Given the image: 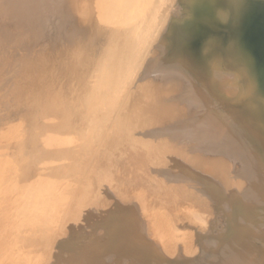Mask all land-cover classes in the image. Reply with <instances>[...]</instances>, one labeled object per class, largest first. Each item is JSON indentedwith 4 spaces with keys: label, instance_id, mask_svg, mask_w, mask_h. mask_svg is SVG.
Wrapping results in <instances>:
<instances>
[{
    "label": "bare ground",
    "instance_id": "6f19581e",
    "mask_svg": "<svg viewBox=\"0 0 264 264\" xmlns=\"http://www.w3.org/2000/svg\"><path fill=\"white\" fill-rule=\"evenodd\" d=\"M75 1H78V3L82 4V2L85 3L87 0H0V13L5 15V17H10L14 24H18V27H21L19 28L22 30L21 33H23L27 39L29 38L30 40L31 50H29L27 57L22 60L19 59V63L21 64L22 68L21 70L24 71L26 76L34 74L41 76L42 79L45 78L47 80L48 89L46 88V96L41 97V101L39 100L40 104H42L41 109L45 114V121L41 126L45 130L44 141L46 145L44 146L43 153L38 155L36 160L39 162L42 158L41 169L44 173L46 172L44 175H48V171H50L49 173L51 174L52 171L54 172L60 169L62 170L61 172H63L62 175L64 176V174H67L66 170H69L72 173V178H75L78 182L77 185H80L76 198L75 216L77 217L79 223H81L80 229L82 233L81 235L79 234L77 238L73 240L70 239L68 242H66V244L71 245L74 250L81 249L83 254L86 253L85 263L79 259L76 260L74 256L69 255L66 251V244H63L61 247H57L56 249L52 250V243H54L58 235L57 227H54L53 231L51 232L46 231V233H44L46 236L43 234L40 237H43L42 240H39L40 238L36 240V242L32 239L29 240V242L34 241L31 244L28 242L29 245H34L33 251H30L28 246H19L17 249L15 248L14 253H10V257L8 260L5 259L4 263L122 264V261L125 260L126 256L130 257L134 263H136V260H141V255L144 256H142V264L193 263L195 260L193 257L195 255L194 251H197L196 254L199 252L198 249L196 250V246H190L192 243L190 244L189 241L191 240L190 238L192 235L189 239L185 237L188 239V243H183L182 246L180 245L181 248L177 251L178 257L175 259L171 258V255H175L174 251L176 252V248L172 251L173 253H171V257H169L171 243L173 245V243H175L173 241L177 240H175L174 235L171 234V215L169 217L168 211H159L160 213L155 211V214H158L159 218V220L156 219V225L158 227V229H156L158 230L157 232H160L161 236L165 235L167 232L165 237H160V241V239L155 238L156 234L153 229H151L152 226L148 216L142 214L138 206L127 205V198L124 197L127 195H124L123 198H119L120 200L117 198L116 201L114 200L115 202L111 199L109 200L111 204H109L108 199H104L105 192L100 189V186L102 185V189L104 187L110 189L109 186H113L114 188L117 175H120L119 173L114 174L116 175V178L114 177L116 179L114 182L113 173L115 169L113 170V167L115 166V163H117L116 161L119 163V161L123 162L128 159V163L123 162L125 165L127 164L128 168L130 165L129 157L131 156V159L139 163L141 168L146 169L147 166H150L149 157L152 158V155H155L156 158H160L161 161L163 160L162 162L164 163V167L161 169V171L158 170V172L164 173L165 176H170L172 179H175L178 177V175H194L195 177L199 176V178L204 181V188L197 190L195 188L194 192L195 194L198 193L199 197L197 198L201 199V202H199L200 200L197 201L200 204L203 203L206 208V215L204 216L203 214L205 213L202 211L203 206L199 204V206H202L198 207L203 212V219L206 222L204 221L205 223L203 222L202 224L198 222L199 226H197L199 230H201L198 240L201 241L200 237L206 236V243L204 246L205 248H200L199 245V250H201L202 254H204L205 263L264 264V0H177V2L171 0L172 2L169 1L166 6H168L169 9L171 6H173V8H171L173 11L164 9L166 0L165 2L162 1L161 3L159 0H102L99 3L100 5L99 8H97V11H93V9H86L85 11L83 7H81V12H79L80 15L77 13L78 10ZM158 2L161 4V6H164L159 8ZM163 2L164 4H162ZM38 11H42L44 15L37 16L36 13H38ZM139 14H141V17H139ZM174 20L176 21L173 22ZM64 31L67 34V37H64L65 43H68L66 41L72 39L71 37H75L76 40L74 41L73 46L78 48L79 53L77 50V57L75 56V59L72 58L69 63H65L63 61L65 65L69 64L68 66L64 67L67 71L68 69L70 71L66 72L64 70L63 73L60 72L59 75H56L55 68L58 67L59 64L56 63L54 65H48L50 57L47 53L45 56L42 53V50H47L49 44H46V42H51V46L53 48V46L57 44L56 42L53 45V42L61 39L58 36L64 34ZM59 32L61 34H59ZM88 34L89 36L87 39L83 40ZM56 36L57 38L55 40L54 38ZM63 36H65V34ZM53 39L55 41H53ZM61 42L58 41V44H61ZM8 43L9 39L3 38L1 49H8V47L11 46V44ZM61 45L65 46L63 43ZM152 45V57H149L151 60H146L148 53L150 54L149 50L151 49ZM14 46H17L18 48L20 47L16 43ZM51 46L49 45L50 48ZM35 48H38L37 51ZM60 48L61 47H59V49ZM53 49H57V47ZM39 50L40 52H38ZM65 50L67 49L65 48ZM53 53L54 52H52V54ZM52 58L53 57H51V59ZM16 62H18L17 58ZM8 63H10V61L6 58L3 60L0 59V68L4 67V65ZM41 66H46L48 70L44 67L42 70ZM144 66L146 69L155 68L157 72L156 76L158 77L157 82L161 80L158 82V84L160 83V86H158L159 94H157L155 90L156 97L153 96L152 93V97L149 95L150 91L149 88H147L148 85H143L144 91L136 86L145 83V79H141L140 84L136 83V78L138 77L137 74L141 72L142 69L144 74L145 72L148 74L147 71L150 73V70H145ZM124 69L126 73H124L123 78L120 79L116 77L117 74H114L115 71H122ZM151 73L153 74L155 72H152L151 70ZM139 74L141 76H145L144 74ZM147 76H149V74ZM150 79L152 80V78ZM59 80H63V83H65L68 87L67 90L59 89V85H57ZM21 81L23 82L22 79ZM28 85H26V90H29L33 93L35 89H31V87ZM30 85L32 86V80ZM129 86V89H131L129 91L130 94L128 92L129 95L127 93L122 95L120 90L122 91L125 87L128 88ZM165 89L167 91L165 92L167 96L163 93ZM70 93H72L73 97L79 101H85L89 97L90 100L92 99L91 102L89 100L91 105L87 106H90L87 108V110H89L88 114H85L87 111L84 110L85 107H83L84 109L81 108L82 111H85H83L84 116L81 117V120H78L82 124L74 127V121L73 125L71 124V126H73L72 129H70L68 121L71 117L70 113H73L76 108L70 107L65 99V97H69ZM143 93H145L144 95H147V97H145ZM161 94L164 95L162 96L165 97V99L161 96ZM158 95H160L158 99L162 98L163 100L159 103V105H155V103L159 102L157 99ZM138 100H141V102H138ZM84 101L82 102L84 103ZM94 101L99 102L94 103ZM74 102L76 103V101ZM104 102L108 104V108L106 107L107 110L105 109V111L106 113H109L107 114L109 115V120L111 119L110 117H114L113 119H115V117L118 118L117 113L122 112V121L119 122L129 126V124H131L133 121L136 122L138 120L137 116H145V121H141L144 122L143 126L148 128L146 135H144L145 137H142L141 135L144 134V131L146 132L144 128V131L140 133L142 138L139 136V132H137V137H140L141 139L139 138L140 140H137V143L135 144L134 141L137 138H135L136 134L133 137L135 129L132 128V131L134 132H132V137H129L133 139L135 138L134 141L133 139L130 140L129 137V139L127 138L129 135H126L128 130L124 132L127 139L121 141V138H125L124 134L121 138H119L120 132L118 133V131H120V128L118 129V126L120 125L121 127L122 124L119 123L118 120L121 118H118L117 121H114L119 123L118 126L116 125L117 128L115 127V129L112 130V127L109 124L108 126L111 127H109V129L112 131H109L108 128L106 130V122H104L106 118L104 117L105 119L102 121L101 114H99L101 115L99 118L95 114H92V112H96V110L102 111L105 105L103 104ZM35 104H37V102H35L34 105H30L34 107ZM160 104L161 107H163V110L161 108V112L158 113L159 110L156 109L159 108L156 107L160 106ZM82 105L83 104H81V106ZM237 105L249 107L248 109L253 112L252 114L254 120L258 121V123L261 125V127L258 129L259 131L252 132L251 129L243 128L241 125H238L239 123L234 118L232 120L225 118L226 116L223 114L228 113L229 115L231 114L232 110L236 111V108H238ZM37 106L38 105L35 107ZM76 106L78 108V105ZM81 109L79 111H81ZM244 109L240 112L243 111L247 114L248 112L246 109ZM83 112L81 114H83ZM33 113L34 111L29 109L28 114L30 121H32ZM38 113L40 112L38 111ZM114 113L116 116H113ZM151 114H154L155 117H151ZM79 116L82 115L78 114V117ZM133 116L136 117L133 118ZM135 118L136 120H134ZM9 120H11V118ZM59 120L61 123L57 124ZM130 120L133 121L131 122ZM12 122L10 123L12 124ZM138 123L139 122H136V124ZM6 124L5 126L9 127L11 132H13L15 124L12 128L11 125ZM18 124L16 125L18 126ZM112 124L114 123L112 122L111 125ZM134 124L135 123L131 124L132 127ZM98 126H102L103 128H99ZM123 126L124 125H122V127ZM22 127L23 122L21 128ZM31 127L32 125L30 128ZM139 127L140 125L138 128ZM30 128L29 130L27 128L28 134ZM123 128L127 129L125 126ZM0 129L2 132V128ZM3 131L5 132L7 129H4ZM1 132L0 156L2 154V148L4 145L3 138L10 135L11 133L7 131L6 135H2ZM38 132L33 131L30 141H34L41 137ZM122 132L123 130L121 133ZM13 133L18 134V132ZM19 135H21V139L24 136H27L24 135L22 137L21 133ZM55 135L58 136V140L53 141L52 138H54ZM129 140V144L122 146L121 142L127 141L128 143ZM23 141L25 142V140ZM23 141L17 142H21L23 144ZM132 141L134 144H131ZM11 144L15 145L17 143ZM149 144H154L155 152H150L153 150L151 149L153 146L150 147ZM183 144L186 145V148H182ZM105 146L109 147V149L107 147L106 149ZM29 147L27 149L30 151ZM125 147H129L127 150H130L125 151V153L130 152L131 154L129 157V153L126 155V160L123 159L125 154L121 156L119 155L121 152H123V150L119 154L116 153L119 148L124 149ZM8 148L11 149L12 147ZM21 148L24 149L23 147ZM12 149L10 152H12ZM109 150L110 152L108 153ZM13 151L15 153V150ZM24 152L26 153V151ZM24 152H22L23 155ZM8 153L9 152H7V154ZM2 157H4V155ZM126 157L124 156V158ZM10 158L12 159V157ZM121 158L123 160H121ZM15 159L17 161V158ZM21 159L22 158H20V160ZM20 163L21 162L19 161V164ZM123 163H119V166L122 167ZM160 164L162 163L160 162ZM5 165H7V163H5ZM18 165L16 164L15 166ZM22 165L23 164H21V166ZM137 165L138 164H136V166ZM155 165L158 166L159 164L156 163ZM62 166H64L65 169H61L60 167ZM160 166L161 165L158 167ZM22 167H24V165ZM8 169L9 167L6 170ZM120 169L121 168L119 167V169L117 168L116 171ZM124 169L125 168H123V170ZM143 169H141V171ZM128 170H131V168ZM20 171L18 172V175L21 173ZM2 172L4 173V170ZM10 172L11 171L9 170V173ZM16 174L17 173H15V175ZM125 174H127V171ZM127 175H122L121 171V176L124 178L126 176L125 179H129ZM154 175L156 174L154 173ZM90 176H94L96 180L99 181V184L103 182L108 186H104V184L97 185L96 182V186L99 187V189L95 188V186L92 187L90 184L92 181L90 183L88 182ZM4 177L1 179H4ZM8 177H12L11 174ZM15 177L17 178V176ZM39 177L40 174L37 176L35 181L34 178H32L31 184L34 181V187H36L37 183H41V179H39ZM154 177L156 178V176ZM154 177L150 179V184L153 182L152 179H154ZM159 177L160 176H158V178ZM56 179L57 178H55V180ZM120 179H122V177L119 178V180ZM24 180V182H26L28 185L30 184V177L28 175H26ZM93 180L95 181V179ZM141 181V183H144L143 180ZM169 181H171V179H169ZM193 181H195V179ZM119 182L123 183V180H120ZM161 182L163 184L162 180ZM132 183L135 185L133 180ZM149 183L148 181H145V184L148 185ZM126 184L127 183L124 185ZM4 185L6 186L5 183ZM119 185L122 186V184ZM170 185L167 186L170 188L172 185L175 186L174 184ZM198 186L199 185H197V187ZM2 187L0 188V191L3 189ZM7 187L10 186L8 185L6 188ZM131 187H133L132 184ZM135 187L136 190H138L137 187H139V185L137 184ZM168 187L166 188L169 189L170 192L173 191L174 188L170 189ZM40 188H42L43 191L45 190L43 187ZM113 188L111 190H113ZM163 188L165 189V187ZM163 188L160 189L162 190ZM127 189L129 190V187ZM131 189L129 191H131ZM153 189L154 188H152V190ZM76 190L74 189V191ZM145 190L146 189H143L142 191L145 192ZM133 191L134 193L130 192V194L133 193L134 195L135 193H138L135 190ZM18 192L15 195H17ZM164 192L166 193V189L163 191V193ZM159 193H161V191ZM112 194H109V196ZM171 194L173 197L172 192ZM0 195L2 194L0 193ZM119 195H121V193H119ZM151 195H154L153 192ZM163 195L165 198L170 194L166 193ZM69 196L70 194L68 192L63 198H60V200L62 202L66 201L67 203ZM183 198L189 199L188 197ZM23 200H18V202L22 201L21 203H23ZM149 200H151L150 197ZM185 200L183 201L185 202ZM194 200L195 197L192 201H186H189L190 204H192ZM112 201L115 204L113 203L112 205ZM2 203L3 202H1V204ZM12 203L13 202H11V206ZM165 203H167V201ZM195 203L196 202H194L193 205L196 209L197 205L195 206ZM190 204L188 207L191 206ZM170 205L173 207L175 206L172 203ZM18 206L20 207V205ZM179 207L177 209L180 210L181 208ZM15 208L16 207H12L11 209ZM194 208H192V210H194ZM174 210L176 211V209ZM200 210H197V213H199ZM2 212L4 214L3 210ZM184 213L188 215L186 210ZM197 213L195 211L193 214L195 215ZM3 214L1 213L0 216H4L2 217L4 220L6 215ZM36 214L37 213H35V215ZM196 216L198 217L199 215L197 214ZM204 217H206V219ZM190 219L191 218L189 217V220ZM188 222L190 223V221ZM1 223L4 224V222ZM76 224L73 225V230L75 229L74 226ZM194 225L196 226V224ZM68 226L70 227V225H67V227ZM9 227L8 230L5 229V231L1 226L0 229L6 232L9 231ZM69 227L68 230L71 229V227ZM153 227H156L155 224ZM186 227H188L187 223ZM24 229H26V226ZM181 231L183 230L181 229ZM189 232H187L188 236ZM4 235L8 236L7 233ZM4 235H0V242L3 241L1 240V236ZM183 235L184 234L182 232V236ZM10 236H8L7 241ZM193 237L195 238V235ZM28 238L29 237L26 236V240ZM182 240L184 241L183 237ZM8 242H5L4 240L3 243ZM56 243L57 242H55V244ZM5 245L2 246L6 248ZM1 248L3 247L0 246V251L4 249L3 251L6 252L8 250ZM141 248H144V251L140 250ZM187 248L189 250L193 248V252H191L193 256L183 255V253L188 250ZM189 250L187 254H189ZM3 255L5 254L3 253ZM34 255L39 256L37 259H35L37 256L34 257ZM1 256L2 255L0 253V257ZM130 263L134 264L132 261Z\"/></svg>",
    "mask_w": 264,
    "mask_h": 264
},
{
    "label": "rangeland",
    "instance_id": "374dc122",
    "mask_svg": "<svg viewBox=\"0 0 264 264\" xmlns=\"http://www.w3.org/2000/svg\"><path fill=\"white\" fill-rule=\"evenodd\" d=\"M89 1V2H88ZM102 0H87L85 3L84 2H82V4L81 3H78V1L76 2V6H77V13H78V15H80L79 14V12H81V10H80V8L81 7H83V9L86 11V9H88V10H92L93 9V11L95 10V11H97V8H99V3L101 2ZM162 1H164L165 2V0H159V2L161 3ZM169 1H171V0H166V4H165V7H164V9H168V10H172L171 8H173V6H171V8L169 9L168 8V6H166L167 5V3H169ZM173 1H175V2H177V0H173ZM159 2H158V6H159V8L161 7H163L164 5H162L161 6V4H159ZM164 2L162 3V4H164ZM172 2V1H171ZM171 2H170V4H171ZM173 4V3H172ZM78 5H79V8H78ZM83 5V6H82ZM96 7V8H95ZM40 9H42V8H40ZM173 11V10H172ZM168 12V11H167ZM166 12V13H167ZM45 13V12H44ZM37 14V16H42V15H44L43 14V12L41 11V12H39L38 11V13H36ZM2 14L0 13V59H7V60H9L10 61V63H8V64H6V65H4V67H1L0 68V128H2V132H1V134L3 135H6L7 134V131L10 133L11 132V129H9V127H6L5 126V124L6 125H11V128L13 127V125L15 124V128L13 129V132H18V134L16 135V134H14L13 132H11L10 133V135H8V136H6V137H4L3 138V143H4V145H3V148H2V154H1V158H0V188L4 185V183L6 184V186H10L11 187V185H12V187L10 188V187H7L8 189H9V191H8V189L6 188V186L4 185L2 188L3 189H1V191H0V193L2 194V195H0V196H2V197H0V209H2L3 211H4V214L6 215V217L4 218V220H3V218L2 217H4V216H0V219H1V221H0V226L4 229V231H5V229H7L8 230V227H9V231H6V232H4L3 230H1V232H0V235L2 234V235H4V234H8V236H10L9 237V239H8V241H7V238H8V236L7 235H4V236H1V240H3L2 242H0L1 244H0V246L1 247H3V248H5L4 246H2V245H5L6 246V248L5 249H8L6 252H4L3 250V248H1V249H3V250H1L0 251V253H1V257H0V264H5L4 263V261H5V259L6 260H8V258L10 257V253L12 254V253H14L15 252V248L17 249L19 246H24L25 245V247L26 246H28L29 247V249H30V251H33L34 250V245H29V244H31V243H33L34 241H32V242H29V240H35V242H36V240H38L44 233H46V231L47 232H51V231H53V229H54V227H57V233H58V235H57V237H56V239H55V241H54V243H52V250H54V249H56L57 247H61L63 244L65 245L66 244V242H68L70 239L71 240H73V239H75V238H77L78 237V235L80 234L81 235V233H82V231H81V229H80V227H81V223H79V221L77 220V217L75 216V211H76V198H77V195H78V192H79V188H80V185L78 186L77 184H78V182L76 181V179L75 178H72V173L69 171V170H66V173L68 174H64V176L62 175V173L63 172H61L62 170H57V169H55V170H57V171H52L51 172V174L49 173L50 171H48V175H44L45 173L42 171V158L40 159V161L38 162L37 160H36V158H37V156L38 155H41V153H43V149H44V146L46 145V143H45V141H44V139H45V130H44V128L41 126V125H43V123H44V121H45V114H44V112H43V110L41 109V105L42 104H40V101H41V97H44V96H46V88L48 89V84H47V80L45 79V78H43L42 79V77L41 76H38V75H34V74H31V75H25L24 74V71L23 70H21L22 68H21V64L19 63V59H25L26 57H27V54H28V52H29V50H31V48H30V40H29V38L27 39V37L23 34V33H21L22 32V30H20L19 28H21V27H18L19 25L18 24H14L13 23V20L10 18V17H8V16H6L5 17V15H2ZM139 17H141V14H139ZM177 20V19H176ZM176 20H174L173 22H175ZM173 22H172V24H173ZM4 24V25H3ZM6 26V27H5ZM173 26V25H172ZM9 27V28H8ZM62 32V31H61ZM64 34H65V36H63L64 34H61L60 32H59V34H61V35H59L58 37L59 38H61V39H58V40H56V38H57V36L53 39V41H55V42H53V45L57 42V44H58V41L59 42H61V44L63 43L65 46H63V45H61V44H55L54 46H53V48H56L57 47V49H53L52 48V46H51V42L49 43V42H46V44L48 43L50 46H51V48H52V50H57L56 52L55 51H52L51 50V48L49 47V45H48V48H47V50L45 49V51L44 50H42V53L46 56V53L48 54V56L50 57V59H49V61H48V65H54V64H56V63H58L59 65H58V67H56L55 68V74L56 75H59L60 74V72H64V70L66 71V72H68V71H70L69 69H68V71L65 69V67L66 66H68V65H65V63L66 62H70V60L73 58V59H75L76 57H77V53H76V51L78 50V48L76 47L75 48V46H73V43H74V41L76 40L75 39V37L73 38V37H71L72 39H74V40H72V39H70L69 41H66V42H68V43H65V40H64V37H67V34H66V32L64 31L63 32ZM3 35H5V36H3ZM23 36V37H22ZM89 36V34L88 35H86L85 36V38L83 39V40H85V39H87V37ZM18 37V38H17ZM22 37V38H21ZM62 37H63V40H62ZM3 38H5V39H9V43L11 44V46H9L8 47V49H5V48H2L1 49V45H2V39ZM16 39V40H15ZM12 42V43H11ZM16 44H18L20 47L18 48L17 46H14V44L15 43ZM8 43V44H9ZM29 44V45H28ZM43 45V44H42ZM68 45V46H67ZM40 47V46H39ZM43 47V46H42ZM59 47H61L60 49H59ZM63 47H65L67 50H65V48H63ZM36 49V51H37V49L38 48H35ZM76 49V50H75ZM153 49V45H152V47H151V49L149 50V52H150V54H151V56H150V54L148 53V56L146 57V60L148 59V60H151L150 58L152 57V52H151V50ZM63 51V52H62ZM153 51V50H152ZM27 52V53H26ZM38 52H40V50L38 51ZM37 52V53H38ZM52 52H54L53 54H52ZM60 54H59V53ZM61 52H62V54H61ZM69 52V53H68ZM78 53H79V50H78ZM52 54V55H51ZM55 54V55H54ZM59 54V55H58ZM66 54V55H65ZM57 56H58V58H57ZM60 56V57H59ZM70 56H72V57H70ZM76 56V57H75ZM51 57H53L52 59H51ZM150 57V58H149ZM16 58L18 59V62H16ZM61 61H60V60ZM44 60V59H43ZM53 60V61H52ZM57 60V61H56ZM68 60V61H67ZM54 61H56V62H54ZM65 63H64V62ZM24 62H26V61H24ZM19 63V64H18ZM62 63V64H61ZM145 63H146V61H145ZM8 65V66H7ZM61 65V66H60ZM16 66V67H15ZM18 66V67H17ZM65 66V67H64ZM42 67V70H43V67L45 68V69H47L48 70V68H46V66H41ZM145 67V66H144ZM231 69V68H230ZM145 70H150V73H149V71H147L148 72V74H149V76H147L148 74L145 72ZM145 70H144V72H145V74L143 73V69H142V71L141 72H139V73H143L145 76H141L139 73L137 74L138 75V77H137V75H136V83L137 84H140V81H141V79H145L144 80V82L145 83H142V84H140V85H142V86H140V85H136V83H135V85L138 87V88H140V89H142L143 91H144V84H146V85H148L147 86V88H149V91H150V93L148 92V91H146V92H148L149 93V95H151V93L153 94V96H155V94H156V92H157V94H159L158 92H159V88H158V86H160V83L158 84V82H160L161 80H159L158 82H157V79H158V77L156 76V70H155V68L154 69H152V68H150V69H146V67H145ZM151 70H152V72L154 71L155 73H151ZM229 71V70H228ZM124 73H126V71H125V69L124 70H122V71H115V73L114 74H117L116 75V77H118V78H123V76H124ZM16 74V75H15ZM142 74V75H143ZM147 74V75H146ZM140 75V76H139ZM25 76H26V78H25ZM155 76V77H154ZM23 77V78H22ZM139 77H141V78H139ZM144 77H146V78H144ZM152 78V80L150 79V78ZM154 77V78H153ZM28 78V79H27ZM36 78V79H35ZM148 78V79H147ZM21 79L23 80V82L21 81ZM140 79V80H139ZM149 79H150V82H149ZM31 80H32V86L30 85V82H31ZM138 80V81H137ZM42 81H44V82H42ZM99 81H100V79H99ZM147 81V82H146ZM59 83L57 84V85H59V89L60 90H67V86H66V84L65 83H63V80H59L58 81ZM156 82H157V84H156ZM19 83V84H18ZM22 84V85H21ZM24 84V85H23ZM29 84V85H28ZM93 84V83H92ZM26 85H28V86H30L31 87V89H35V91L32 93V92H30L29 90H26L27 89V86ZM144 85V86H143ZM140 86V87H139ZM23 87V88H22ZM63 87V88H62ZM130 88V86L128 87V88H124V90H120V92H121V94L123 95H125L126 93L128 94V92L131 90V89H129ZM154 88H157V89H154ZM20 90V91H19ZM127 90V91H126ZM154 90V91H153ZM155 90H156V92H155ZM165 92H167L166 91V89L163 91V93L165 94ZM162 93V92H161ZM13 94V95H12ZM129 94H130V92H129ZM128 94V95H129ZM145 93H143V95H144ZM163 94H161V96H162ZM166 95V94H165ZM145 97H147V95H144ZM164 96V95H163ZM162 96V97H163ZM167 96V95H166ZM16 97V98H15ZM127 97H130V96H127ZM144 97V98H145ZM151 97H152V95H151ZM156 97V96H155ZM160 97V95H158V97H157V99ZM29 98V99H28ZM40 98V99H39ZM164 99H165V97H163ZM65 99H66V101L68 102V104H69V106L70 107H73V108H76V110L73 112V113H70L71 114V117H70V119H69V121H68V124H69V126H70V129H72V127L73 126H71V124L73 125V122H74V127H76V126H79V125H81L82 123H80L79 121L81 120V117H83L84 116V110H87V108H89V107H87L88 105H91V103H89V100H90V97L87 99V100H81V101H79V100H76L74 97H73V95H72V93H70V95H69V97H65ZM73 99H74V101H76V103L73 101ZM156 99V100H157ZM40 100V101H39ZM64 100V99H63ZM92 100V99H91ZM91 100H90V102H91ZM102 100V99H101ZM155 100V101H156ZM159 100V102H157V103H155V105H159V103L163 100L162 98L161 99H158ZM33 101H34V103L35 102H37V104H35V106L36 105H38L37 107H33L32 105H30V104H33L34 105V103H33ZM82 101H84V103L82 102ZM105 101H106V99H105ZM13 102V103H12ZM96 102H99V101H94V103H96ZM107 102V101H106ZM137 102V101H136ZM138 102H141V100H138ZM137 102V103H138ZM29 103V104H28ZM74 103V104H73ZM80 103V104H79ZM89 103V104H88ZM27 105V106H24V105ZM73 104V105H72ZM81 104H83L82 106H81ZM87 104V105H86ZM103 104H105L104 105V108H103V110L102 111H98V110H96V112L94 111V112H92V114L94 115H96L98 118L101 116V120L102 121H104V119H105V121L104 122H106L105 123V126H106V130H107V128H108V130L109 131H112L113 129H115V127L117 128V126L119 125V123H121V122H119V121H122V112H120V113H117V116H118V118H121L120 120H118V122L116 123V122H114V121H117V117H115V119H113L114 117H110L111 119L109 120V118H108V116L109 115H107V114H109V113H106V111H105V109L107 110V108H108V104L107 103H103ZM76 105H78V108H77V106ZM96 105H98V104H96ZM95 105V106H96ZM66 107H68V106H66ZM83 107H85V109L83 108ZM107 107V108H106ZM237 107L239 108H236V111H231V114H229L228 115V113L227 114H223L224 116H226L225 118H229V119H235L239 124L238 125H241L243 128H249V129H251V131L253 132V131H259L258 129L261 127V125L258 123V121H256V120H254V118H253V112L251 111V110H249L248 108L249 107H245V106H243V105H237ZM9 108V109H8ZM14 108V109H13ZM84 109L83 111H82V109ZM95 108V107H94ZM156 108H159V109H156V110H159L158 111V113H160L161 112V108H162V110H163V107H161V104H160V106H157ZM246 109V111L248 112L247 114L245 113V112H240L241 110H243V109ZM17 109V110H16ZM18 109H19V111H18ZM29 109H32L33 111H34V113H33V118H32V121H30V118H29V114H28V112H29ZM81 109V111L83 112V114H81L82 112L81 111H79ZM96 109V108H95ZM238 109V110H237ZM244 109V110H245ZM248 109V110H247ZM77 110H78V112H77ZM4 113H3V112ZM38 111L40 112V113H38ZM5 112H7V113H5ZM27 112V113H26ZM88 112H89V110H87L86 112H85V114H88ZM98 112V113H97ZM100 112V113H99ZM103 112V113H102ZM119 112V111H118ZM251 112V113H250ZM9 113V114H8ZM75 113H77V114H75ZM4 114H6V115H4ZM15 114V115H14ZM78 114L79 115H82V116H79L78 117ZM99 114H101V115H99ZM119 114V115H118ZM235 114V115H234ZM4 115V117L2 118V116ZM74 115V116H73ZM105 115V116H104ZM23 116V117H22ZM113 116H116L115 115V113H114V115ZM151 117L152 116H154V114L152 115H150ZM230 116H232V117H230ZM8 117V118H7ZM11 118V120H9L10 118ZM13 117V118H12ZM25 117V118H24ZM29 119H27V118ZM75 117V118H74ZM105 117V118H104ZM134 117H136V116H133V118ZM155 117V116H154ZM21 118V119H20ZM103 118V119H102ZM137 118H138V120L136 121V122H139L138 124H136V122L135 121H133V120H130L132 123L131 124H133V123H135L134 124V126L132 127V125L131 124H129V126H130V128H129V126L126 124H123V123H121L122 125H124L126 128H127V126H128V128L127 129H124L123 127H122V125H121V127H120V125L118 126V129L120 130V131H118V133L120 132V137L119 138H121L122 137V135L124 134V137L125 138H121L120 140L121 141H123L124 139L126 140L129 136H131L132 137V132H134L135 131V133H133L134 135H133V137L135 136V134H136V136H135V138H137V139H135V141H134V139L133 138H130V140L131 139H133V141L135 142V144L137 143L136 141L138 140H140L142 137H145L144 135H146V133H147V130H148V128L146 127L145 128V126H143L144 125V122H141V121H145V119H146V117L145 116H137ZM9 120V121H7V120ZM19 119H20V121H19ZM40 119V120H39ZM5 120V121H4ZM35 120V121H34ZM40 122H39V121ZM79 120V121H78ZM134 120H136V118L134 119ZM13 121V122H12ZM35 123H34V122ZM37 121V122H36ZM114 123V124H112L111 125V123L112 122ZM10 122H12V124L10 123ZM15 122V123H14ZM17 122V123H16ZM22 122H23V127L21 128V125H22ZM108 122V123H107ZM19 123V124H18ZM30 123V124H29ZM32 123V124H31ZM61 123V121L59 120L58 122H57V124H60ZM116 123V124H115ZM16 124H18V126L16 125ZM32 125V127L30 128V126ZM78 124V125H77ZM107 124V125H106ZM110 124V126L112 127V130L111 129H109V127L110 126H108ZM155 124V123H154ZM153 124V125H154ZM237 124V123H236ZM117 125V126H116ZM140 125V127L138 128V126ZM3 126V127H2ZM17 126V127H16ZM41 126V127H40ZM138 128H136V127ZM99 128L100 127H102V126H98ZM110 127V128H111ZM135 127V128H134ZM143 127V128H142ZM27 128H28V130H29V128H30V131H29V134H28V130H27ZM39 128V129H38ZM103 128V127H102ZM135 129L134 131H132L133 129ZM145 128V129H144ZM4 129H7V131H3ZM10 131H9V130ZM131 130V132H130V130ZM139 129H141V130H139ZM146 130V132L144 131V130ZM1 130V129H0ZM20 130H22V131H20ZM123 130V132L121 133V131ZM126 130H128L127 131V133H126V135L127 134H129L128 136H127V138H126V136H125V133L124 132H126ZM24 131V132H23ZM33 131H39L38 133L41 135V137H39V138H37L36 140H34V141H30V139H31V137H32V135H33ZM71 131V130H70ZM144 131V134H141L142 135V137H141V135H140V133H142ZM131 134H130V133ZM137 132H139V136L141 137H137V135H138V133ZM22 134V137L24 136V135H27V136H24L22 139H21V135H19V134ZM16 135V136H14V135ZM14 136V137H13ZM18 136V137H17ZM20 136V137H19ZM13 137V138H12ZM16 138H17V141H23V140H25V142L22 144L21 142H17L16 141ZM25 138V139H24ZM28 138V139H27ZM128 138V139H129ZM140 138V139H139ZM7 139H9V140H7ZM21 139V140H20ZM29 140V141H28ZM52 140L53 141H56V140H58V136L57 135H55V137L54 138H52ZM130 140H129V142L127 143V141H125V142H121L122 143V146L123 145H127V144H129L130 143ZM14 141V142H13ZM132 141V143L131 144H134V142ZM9 142H11V143H13V144H15V143H17V144H15V145H12L11 143H9ZM30 142V143H29ZM18 143H21L22 144V146H21V144H18ZM37 143V144H36ZM12 146H11V145ZM7 145V146H6ZM18 145H20L21 147H23L24 149H22L20 146H17ZM25 145V146H24ZM108 145V144H107ZM150 145V144H149ZM30 146V147H29ZM52 146V145H51ZM121 146V147H122ZM151 146H153V147H151ZM184 146V147H183ZM183 146H182V148H186V145L185 144H183ZM8 147H12L11 149H12V152H10L11 151V149H9ZM15 147H17V148H15ZM26 147V148H25ZM29 147V149H30V151L27 149ZM33 147H34V149H33ZM107 146H105V148H106ZM150 147H151V149H153L152 151H150L151 153H153V152H155V150H154V144L153 145H150ZM7 148V149H6ZM32 148V149H31ZM108 149H109V147H107ZM106 148V149H107ZM127 148H129V147H127ZM127 148L125 147L124 149H121V148H119L117 151H116V153L117 154H119L122 150H123V152H121L119 155L121 156V155H124L125 157H126V155L129 153V155H128V157L131 155L130 154V152H126L125 153V151H130V150H127ZM181 148V149H182ZM6 149V150H5ZM17 149V150H16ZM111 149V148H110ZM126 149V150H125ZM13 150H15V153H14V151ZM17 151V152H16ZM19 151V152H18ZM24 151H26V153L24 152ZM104 151H106V150H104ZM7 152H9L8 154H7ZM22 152H24V155H23V153ZM29 152H31V153H29ZM110 152V150L108 151V153ZM22 153V154H21ZM16 154V155H15ZM20 156H19V155ZM30 154V155H29ZM31 154H32V156H31ZM107 154V153H106ZM4 155V157H2ZM6 155V156H5ZM14 155V156H13ZM26 155V156H25ZM31 156V157H30ZM34 156V157H33ZM118 156V155H117ZM124 156H123V159H127V157L126 158H124ZM153 157L151 158V157H149L148 159H149V164H150V166H147L146 167V169L144 170L143 168H141V166L139 165V163H137V162H135L133 159H131V156L129 157V160L131 161V160H133V161H129V166H128V168H127V164L125 165V163H128V159L126 160V161H123V162H125V163H123L122 161H119V163L121 164V163H123L122 165V167L121 166H119L120 164L118 163V161H116L117 163H115V166L113 167V170H114V173H113V178L116 176V175H114V174H120V175H117V180L114 178L113 180H114V182H115V180H116V182L114 183L115 184V186H114V188H113V186H109L110 187V189H107V187H104L103 189H102V186H100V189L101 190H103L104 192H105V198L104 199H108V203L109 204H111L110 203V201L109 200H117V198L119 199V198H123V196L124 195H127V196H124L125 198H127V202H128V206H130V205H135V206H138L139 207V209H140V211L142 212V214H145L146 216H148V219L150 220V222H151V226H152V228L151 229H153V231L155 232V234H156V237L155 238H157V239H160V241H161V238L160 237H165L166 236V234H167V232L165 233V235H162L161 236V234H160V232H157L158 230H156V229H158V227H157V225H156V222H157V220H159V218H158V214L156 215L155 213L157 212V213H160L159 211H165V212H167L168 211V213H169V217H170V215H171V217H170V219H171V234H173L174 235V239L175 240H177V241H173V242H175V243H173V245H172V243H171V251H170V254H169V257H171V258H176V257H178V250H180V248H181V246L183 245V243L185 244V243H188V239L191 237V235H192V237L190 238L191 240L189 241L190 242V246H196L195 248H196V250L198 249V254H196V252L197 251H194V253H195V255L193 256L192 254H191V252H193V248H191L189 251V254H187V252H188V250L187 251H185L184 253H183V255H185V256H193L194 257V262L193 263H191V264H206L205 263V261H204V254H202V251L201 250H199V245H200V248H205L204 246H205V243H206V236H202V237H200V240L201 241H199L198 240V236L201 234L200 233V231L201 230H199V228L197 227V226H199V224H198V222L199 223H203L205 220L203 219V215L205 216L206 215V208H205V205L203 204V203H199V202H201V199L200 198H197V197H199V194L197 193V194H195V192H194V189L196 188V190L197 189H200V188H204L203 186H205L204 185V181L203 180H201L200 178H199V176H194V175H178V177H176L175 179H172L170 176H165L164 175V173H161V172H158V170L159 171H161V169L164 167V163L161 161V159L159 160L158 158H156V156L155 155H152ZM6 157V158H5ZM10 157H12V159L10 158ZM25 157V158H24ZM5 158V159H4ZM15 158H17V161H16V159ZM20 158H22L21 160H20ZM24 158V159H23ZM118 158V157H117ZM4 159V160H3ZM13 159H15V160H13ZM27 159V160H26ZM122 158H121V160H123ZM5 160H7V161H5ZM23 160V161H22ZM25 160V161H24ZM153 160V161H152ZM158 162H157V161ZM3 161H5V162H3ZM13 161H14V163H13ZM19 161L21 162L20 164H19ZM9 162H10V164H9ZM16 162H18V163H16ZM155 162V163H154ZM160 162L162 163V164H160ZM5 163H7V165H5ZM25 163V164H24ZM27 163V164H26ZM156 163H158L159 165H161L160 167H158L157 165H155ZM12 164V165H11ZM17 164H19L18 166H15V165ZM21 164H23L24 165V167H22L21 166ZM34 164V165H33ZM41 164V165H40ZM136 164H138L137 166H136ZM117 165H118V167H117ZM133 165V166H132ZM153 165H155V166H153ZM163 165V166H162ZM2 166V167H1ZM4 166V167H3ZM12 166V167H11ZM14 166H15V168H14ZM22 168H21V167ZM139 166V167H138ZM6 167V168H5ZM9 167V169L8 170H6L7 168ZM17 167V168H16ZM20 167V168H19ZM119 167L121 168L120 170L122 171V175H127L128 176V178L129 179H125L126 178V176H125V178L123 177V176H121V171L120 170H117L116 171V169L118 168L119 169ZM3 168V169H2ZM13 168V169H12ZM61 169H65V167L64 166H62V167H60ZM123 168H125L124 170H123ZM129 168H131V170H128ZM152 168V169H151ZM154 168V169H153ZM22 170V171H20V170ZM135 169V170H134ZM140 169V170H139ZM141 169H143L142 171H141ZM4 170V173L2 172ZM9 170L11 171L10 173H9ZM156 172H155V171ZM200 170H202V169H200ZM17 171V172H16ZM21 172V173H19V175H18V172ZM60 171V172H59ZM120 171V172H119ZM123 171H124V174H123ZM127 171V174H125V172ZM130 171H131V174H130ZM144 171V172H143ZM153 171H154V173L156 174V175H154V173H153ZM7 172H8V174H7ZM136 172H138V173H136ZM3 173V174H2ZM15 173H17L16 175H15ZM60 173V174H59ZM136 173V174H135ZM144 173V174H143ZM148 173V174H147ZM5 174H7V175H5ZM10 174H11V176L12 177H8V176H10ZM13 174V175H12ZM40 174V177H39V179H41V183L39 184V183H37L36 184V187H34L33 185H34V181L36 180V178H37V176ZM134 174V175H133ZM137 174H138V176H137ZM140 174H142V175H140ZM146 174V175H145ZM4 175H5V177H4ZM26 175H28L29 177H30V184L28 185L26 182H24L25 180V177H26ZM65 175H67V176H65ZM140 175V176H139ZM156 176V178L154 177V176ZM162 175V176H161ZM13 176H14V178H13ZM15 176H17V178L15 177ZM44 176V177H43ZM51 176V177H50ZM120 176V177H119ZM136 176V177H135ZM145 178H144V177ZM158 176H160L159 178H158ZM194 176V177H193ZM2 177H4V179H1ZM63 177V178H62ZM122 177V179H120L121 181L123 180V183H124V181H125V183H127L126 185H124L122 182H119L120 180H119V178H121ZM135 177V178H134ZM142 177V178H141ZM152 177H154V179H152V183L150 184L149 183V181H150V179L152 178ZM7 178V179H6ZM16 178V179H15ZM32 178H34V181H33V183L31 184V181H32ZM55 178H57L56 180H55ZM133 180V182L135 183V185L137 186V184L139 185V187H137V189L139 190H136V187H135V185L132 183V180ZM140 178H141V180H143V182L144 183H141L142 181L140 180ZM144 178V179H143ZM163 178V179H162ZM187 178H189V179H187ZM6 179V180H5ZM9 179H12V180H9ZM14 179H15V181H14ZM49 179V180H48ZM51 179H52V181H51ZM61 179V180H60ZM93 179H95V181L93 180ZM134 179H135V181H134ZM146 179V180H145ZM166 179H168V180H166ZM169 179H171V181H169ZM195 179V181H193ZM127 180V181H126ZM130 180H131V182H130ZM161 180L163 181V184H162V182H161ZM175 181V182H173V181ZM92 181V182H91ZM145 181H148V185L147 184H145ZM161 183H160V182ZM186 181V182H185ZM13 182V183H12ZM50 182V183H49ZM88 182L92 185V187H94L95 186V188H97V189H99V187H97L96 186V182H97V185H101V184H104V186H108L107 184H105V183H100L99 184V181H97L96 180V178L93 176H90L89 177V180H88ZM136 182H137V184H136ZM151 182V181H150ZM66 183V184H65ZM141 183V184H140ZM166 183H167V185L169 186L170 184H174L175 186H173L172 185V187L170 188V187H168L167 185H166ZM169 183V184H168ZM46 186H45V185ZM63 184H65V185H63ZM119 184H122V186H120ZM128 184H130V185H128ZM131 184H132V186L133 187H131ZM148 187H146L145 185ZM199 185L198 187H197V185ZM61 185H63V186H61ZM117 185V186H116ZM119 185V186H118ZM125 187H124V186ZM141 185V186H140ZM162 185H163V187H165V189H166V193L167 194H170L169 196L167 195H165L166 197L164 198L163 196V194H166L165 192L163 193V191H165V189L162 187ZM166 185V186H165ZM43 187V189H45L44 191L42 190V188H40V187ZM157 186V187H156ZM171 186V185H170ZM180 188H179V187ZM202 186V187H201ZM38 187V188H37ZM67 187V188H66ZM77 187H78V189H77ZM121 187V188H120ZM124 187V188H123ZM129 187V190L131 189V191H129L127 188ZM131 187V188H130ZM142 189H141V188ZM151 187V188H150ZM166 187H168V188H170V189H173V191L175 192V194H174V192L173 191H171L172 193H173V197H172V194H171V192H170V190L169 189H167ZM177 187V188H176ZM185 187H187V188H185ZM190 187V188H189ZM48 188V189H47ZM59 188H61V189H59ZM113 188V190H111ZM120 188V189H119ZM152 188H154L153 190H152ZM160 188H163L162 190L160 189ZM59 189V190H58ZM68 189V190H67ZM74 189L76 190V191H74ZM140 189H141V194H140ZM143 189H146L145 190V192L144 191H142ZM179 189V190H178ZM184 189V190H183ZM191 189V190H190ZM193 189V190H192ZM6 190V191H5ZM47 190V191H46ZM127 190H128V192H127ZM133 190H135V191H137L138 193H135L134 195H133V193H134V191ZM150 190V191H149ZM167 190H169V191H167ZM183 190V191H182ZM19 191V192H18ZM21 191H24V192H21ZM112 191H114V192H112ZM117 191V192H116ZM120 191H123V192H120ZM156 191V192H155ZM161 191V193H159ZM191 191V192H190ZM7 192H8V194H7ZM18 192V196L17 195H15L16 193ZM69 192V194H70V196H69V198H68V201H67V203H66V201L65 202H62L61 200H60V198H63L64 196H65V194L66 193H68ZM74 194H73V193ZM76 192V193H75ZM108 192V193H107ZM130 192H133V193H131L130 194ZM144 192V193H143ZM149 192V193H148ZM152 192H153V194L154 195H151L152 194ZM184 192H187V193H184V196H183V193ZM194 192V193H193ZM5 193H6V195L8 196H6L5 195ZM22 193H24V194H22ZM58 195H57V194ZM108 195H107V194ZM113 193V194H112ZM116 195H115V194ZM117 193H118V195H119V193H121V195H117ZM146 193V194H145ZM159 193V194H158ZM73 194V195H72ZM109 194H112L111 196H109ZM137 194V195H136ZM145 194V195H144ZM147 194H148V196H147ZM150 194V195H149ZM158 194V195H157ZM162 194V195H161ZM186 194V195H185ZM204 194H205V192H204ZM15 195V196H14ZM22 197H21V196ZM136 195V196H135ZM140 195H141V197H140ZM182 196V198H181V196ZM188 195H190V196H188ZM11 196V197H10ZM15 198H14V197ZM139 196V197H138ZM143 196H144V198H143ZM4 197H7V198H4ZM13 197V198H12ZM21 199H20V198ZM112 197V198H111ZM135 197H136V199H135ZM149 197H150V199L152 200V202H151V200H149ZM175 197V198H174ZM176 197H178V198H176ZM183 197H188L189 199H186V198H183ZM195 197V200H194V202H196L195 203V206L197 207L196 209L194 208V205H193V203L194 202H192V204H190V202L188 203L186 200H190V201H192L193 200V198ZM17 198V199H16ZM116 198V199H115ZM134 198V199H133ZM140 200H139V199ZM141 198H143L144 199V202H143V199H141ZM146 198V199H145ZM155 200H154V199ZM167 198V199H166ZM169 198H171V199H169ZM173 198V199H172ZM8 199V200H7ZM13 199V200H12ZM24 199V200H23ZM138 199V200H137ZM186 199V200H185ZM7 200V201H6ZM18 200L20 201V200H23V203H21V202H18ZM42 200V201H41ZM120 200V199H119ZM142 200V201H141ZM150 202H149V201ZM182 200V201H181ZM183 200H185V202L183 201ZM197 200H200L199 202L197 201ZM13 202L12 203V206H11V202ZM112 201V205H113V203L115 202H113ZM130 201V202H129ZM167 201V203L169 204H167V203H165ZM169 201V202H168ZM172 201V202H171ZM1 202H3V203H5V204H1ZM18 204H17V203ZM40 202V203H39ZM155 202V203H154ZM162 202H164V203H162ZM180 202V203H179ZM15 203H16V205H15ZM65 203V204H64ZM173 204V205H175L174 207H176V208H174L172 205H170V204ZM176 203V204H175ZM178 203V204H177ZM67 204V205H66ZM115 204V203H114ZM146 204V205H145ZM189 204L191 205L190 207H188L189 206ZM199 204L200 205H202V206H199ZM2 205V206H1ZM7 205V206H6ZM15 205V206H14ZM18 205H20V207L18 206ZM108 205V204H107ZM141 205V206H140ZM179 208H181L180 210L179 209H177L178 207ZM193 205V206H192ZM10 206H11V208L13 207H16L15 209H11L10 208ZM37 206V207H36ZM145 206V207H144ZM169 206V207H168ZM171 206V207H170ZM202 207V211H204V213L205 214H203V212L199 209V207ZM6 207V208H5ZM142 207V208H141ZM65 208V209H64ZM147 208V209H146ZM158 208H159V210H158ZM172 208H174V209H176V211L174 210V209H172ZM192 208H194V210L196 211V213H197V210L199 211L200 210V212L199 213H197L199 216H201L202 214V216L201 217H197L196 215L197 214H193L195 211L194 210H192ZM264 208V207H263ZM6 209V210H5ZM149 209V210H148ZM184 209V210H183ZM204 209V210H203ZM2 210H0L1 211V213L3 214V212H2ZM61 210V211H60ZM147 210V211H146ZM158 210V211H157ZM172 210H174V211H172ZM179 210V211H178ZM185 210H186V212L188 213V215L186 214V213H184L185 212ZM38 211V212H37ZM39 211H41V212H39ZM69 211V212H68ZM156 211V212H155ZM173 213H172V212ZM194 211V212H193ZM7 214H6V213ZM9 212H10V214H9ZM37 213L36 215H35V213ZM63 212V213H62ZM147 212V213H146ZM177 212V213H176ZM193 212V213H192ZM202 212V213H201ZM0 213V214H1ZM53 213H54V216H53ZM71 213H74V214H71ZM172 213V214H171ZM183 213V214H182ZM194 215H192V214ZM3 214V215H4ZM8 214H9V217H8ZM62 214V215H61ZM64 214V215H63ZM152 214V215H151ZM173 214H174V217H173ZM185 214V215H184ZM191 214V215H190ZM12 215H13V218H12ZM55 215H57V216H55ZM157 216V218H156V216ZM181 215H182V217H181ZM27 216V217H26ZM65 216V217H64ZM184 216H185V218H184ZM191 218L190 220H189V217ZM7 217H8V219H7ZM22 217H24V218H22ZM67 217V218H66ZM153 217V218H152ZM175 217H176V220H175ZM194 217V218H193ZM197 218V220H196V218ZM41 218H43V219H41ZM63 218V219H62ZM152 218V219H151ZM178 218V219H177ZM181 218H182V220H181ZM200 218H201V220H200ZM205 219H206V217H204ZM6 219H7V221H6ZM21 219V220H20ZM41 219V220H40ZM157 219V220H156ZM3 220V221H2ZM13 220V221H12ZM24 220H25V222H24ZM27 220V221H26ZM35 220H36V222H35ZM38 220V221H37ZM61 220V221H60ZM73 220V221H72ZM154 220V221H153ZM178 220V221H177ZM200 220V221H199ZM203 220V221H202ZM8 221H9V223H8ZM15 221V222H14ZM77 221V222H76ZM177 221V222H176ZM188 221H190V223L192 224V225H194V224H196V226L194 225V226H192ZM202 221V222H201ZM1 222H4V224H2ZM11 222V223H10ZM13 222V223H12ZM27 222V223H26ZM45 224H43V223ZM46 222V223H45ZM77 224H76V223ZM173 222V223H172ZM196 222V223H195ZM206 222V221H205ZM204 222V223H205ZM33 223V224H32ZM186 223H187V226L188 227H186ZM24 224V225H23ZM56 224H57V226H56ZM74 224H76L75 226H74V228L76 229H72V227H73V225ZM155 224V228L153 227V225ZM198 224V225H197ZM7 225H8V227H7ZM48 225V226H47ZM60 225V226H59ZM63 225V226H62ZM66 225V226H65ZM67 225H70V227H71V229H69L68 230V227H67ZM175 225V226H174ZM177 225H178V227H177ZM13 226V227H12ZM25 226H26V229H24L25 228ZM173 226V227H172ZM4 227H7V228H4ZM12 227V228H11ZM69 227V228H70ZM190 227H191V229H190ZM194 227V228H193ZM201 227V226H200ZM14 228V229H13ZM183 230V231H181V229ZM185 228H188V229H185ZM192 228H193V230H192ZM197 228H198V230H197ZM11 229V230H10ZM21 229H23V230H21ZM64 229V230H63ZM175 229V230H174ZM195 229H196V231H195ZM15 230H16V232H15ZM26 230V231H25ZM43 230H44V232H43ZM71 230V231H70ZM3 231V232H2ZM18 231H20V232H18ZM70 233H68V232ZM185 231H186V234H185ZM190 231V232H189ZM193 231V232H192ZM195 231V232H194ZM23 232V233H22ZM180 232V233H179ZM182 232H183V236H182ZM187 232H189V236L187 235L188 233ZM15 233V234H14ZM20 233V234H19ZM22 233V234H21ZM56 233V232H55ZM191 233H193V234H191ZM24 234V235H23ZM69 234V235H68ZM13 235V236H12ZM68 235V236H67ZM159 235V236H158ZM173 235H171V236H173ZM179 235V236H178ZM186 235V236H185ZM195 235V238L193 237ZM206 235V234H205ZM5 236H7V237H5ZM26 236L27 237H29L27 240H26ZM39 236V237H38ZM44 236H46L45 234H44ZM64 236V237H63ZM176 236H177V238H176ZM5 237V238H4ZM24 237H25V239H24ZM38 237V238H37ZM182 237H183V239H184V241L182 240ZM185 237H187V238H185ZM4 238V239H3ZM18 239V240H17ZM43 239V237L42 238H40L39 240H42ZM163 239V238H162ZM4 240H5V242H8V243H3L4 242ZM17 240V241H16ZM25 240V241H24ZM164 240V239H163ZM186 240V241H185ZM194 240V241H193ZM16 241V242H15ZM22 241V242H21ZM143 241V240H142ZM183 241V242H182ZM20 242V243H19ZM25 242V243H24ZM28 242H29V244H28ZM55 242H57L56 244H55ZM3 243V244H2ZM19 243V244H18ZM143 243V242H142ZM165 243V242H164ZM55 244V245H54ZM170 244V243H169ZM175 244V245H174ZM181 245V246H180ZM187 245V244H186ZM54 246V247H53ZM173 246H175V247H173ZM185 246V245H184ZM9 247H11V248H9ZM66 251H67V253L69 254V255H71V256H74L75 257V259L76 260H81L82 262H84L85 263V257H86V253L85 254H83L82 253V250L81 249H77V250H74L73 248H72V246L71 245H69V244H66ZM168 247V246H167ZM176 248V252L174 251V254L175 255H171V253H173L172 251L174 250ZM183 248V247H182ZM10 249V250H9ZM140 250H142V251H144V248H141ZM206 250V249H205ZM2 251H3V253L6 255H3V253H2ZM200 251H201V255H200ZM193 253V254H194ZM171 255V256H170ZM37 256V257H36ZM38 256L39 255H34V257H36L35 259H37L38 258ZM143 255H141V257H140V259L142 260H136V263H134V261L130 258V257H128V256H126L125 257V260H123L122 261V264H131L130 262L132 261V263H134V264H142L143 263V257H142ZM3 257V258H2ZM34 257H33V259H34ZM34 259V260H35ZM174 259H172V260H174ZM33 260V261H34ZM203 260V261H202ZM215 260V259H214ZM127 261V262H126ZM145 261V260H144ZM146 262V261H145Z\"/></svg>",
    "mask_w": 264,
    "mask_h": 264
}]
</instances>
